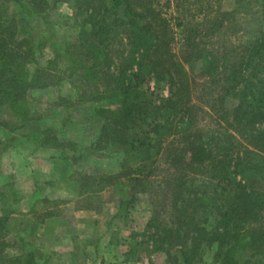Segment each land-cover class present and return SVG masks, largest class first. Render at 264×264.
I'll return each mask as SVG.
<instances>
[{
  "label": "trees",
  "instance_id": "1",
  "mask_svg": "<svg viewBox=\"0 0 264 264\" xmlns=\"http://www.w3.org/2000/svg\"><path fill=\"white\" fill-rule=\"evenodd\" d=\"M20 1L0 0V102L22 108L30 89L74 78L78 100L116 106L100 110L95 146L123 150L116 175H83L79 188L124 179L131 201L156 197L146 227L165 264H200L211 247L214 264H247L237 256L243 235L264 248V30L239 40L238 9L226 0H74L85 30L68 45L73 63L49 61L27 80L19 70L32 46L6 11ZM26 1L45 11L63 0ZM198 63L206 81L197 84ZM6 247L2 236L0 264H16Z\"/></svg>",
  "mask_w": 264,
  "mask_h": 264
},
{
  "label": "rangeland",
  "instance_id": "2",
  "mask_svg": "<svg viewBox=\"0 0 264 264\" xmlns=\"http://www.w3.org/2000/svg\"><path fill=\"white\" fill-rule=\"evenodd\" d=\"M262 2L240 0V7L238 0L224 2L225 8L238 9L239 40L264 30ZM6 11L16 23L19 36L27 38L32 46L33 60L19 70L21 77L30 80L37 67L49 61L57 67L73 63L68 45L85 30L84 16L77 14L74 0L51 4L45 11L26 0L10 2ZM174 31L173 49L178 51L179 29ZM192 73L197 84L206 81L199 63ZM75 82L74 78H63L30 89L22 108L11 107L8 99L0 102V210L8 216L20 209L22 216L31 217L21 230L34 241L11 235L4 252L17 257L16 264H146L149 260L165 264V254L155 249L152 231L146 227L156 197L139 193L131 201L130 185L124 179L96 184L87 192L79 188L83 175H116L123 150L112 145L95 146L103 124L100 110L116 106L103 99L78 100ZM143 87L154 88L153 82L145 81ZM201 90L202 86H195V100L200 99ZM157 91L166 95V84L160 83ZM234 103L236 100H229L227 107ZM49 184L51 187L46 186ZM33 191L34 198L29 200ZM53 216L61 220L46 227L67 231L59 238L56 251L40 237L34 240L36 237L30 235ZM3 227L0 239L8 232L6 224ZM237 248L240 263L264 264V248L252 250L245 235ZM200 264H214V248L204 253Z\"/></svg>",
  "mask_w": 264,
  "mask_h": 264
},
{
  "label": "crops",
  "instance_id": "3",
  "mask_svg": "<svg viewBox=\"0 0 264 264\" xmlns=\"http://www.w3.org/2000/svg\"><path fill=\"white\" fill-rule=\"evenodd\" d=\"M50 185V184H49ZM46 185L47 187H51V185ZM33 193H35L34 191L31 192V194L29 195V200L30 198H34ZM23 214L20 213V209H14L8 216H6V226H7V230L8 232H6V236H5V240L7 241L9 236L11 235H16L18 234L22 239L24 238L25 241H30V242H34L33 240H31L30 238L27 239V236L24 234V230L23 229V224H25L24 222L26 221H30L32 220L31 217H25L22 216ZM2 216V211L0 210V217ZM61 220V217L56 216V217H52V218H48L47 220H45L44 224H41L39 226L38 229H36L35 231H31L30 235L34 237L38 236L40 237V239L44 240V244L46 245H51L53 246L55 249V251L57 250V248H60V240L59 238L64 235L65 233H67L66 229H60V228H54L55 230L46 227V226H51L52 224L59 222ZM22 223V224H20ZM22 225V226H21ZM58 225V224H57ZM20 227V229H19ZM44 228V229H43ZM26 238V239H25ZM39 238H34V240H37ZM40 240V241H41ZM49 243V244H48ZM61 250V249H60ZM61 252V251H60Z\"/></svg>",
  "mask_w": 264,
  "mask_h": 264
}]
</instances>
